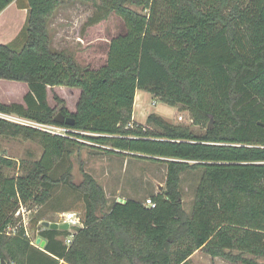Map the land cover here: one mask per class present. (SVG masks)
<instances>
[{"label":"trees","instance_id":"1","mask_svg":"<svg viewBox=\"0 0 264 264\" xmlns=\"http://www.w3.org/2000/svg\"><path fill=\"white\" fill-rule=\"evenodd\" d=\"M14 1L28 17L14 41L0 44V79L25 82L29 91L25 104L0 102V111L60 124L49 87L80 88L81 95L76 111L59 110L75 118L73 126L61 124L74 137L0 119V135L39 138L44 147L41 159L23 161L22 174L0 170V264H190L198 250L264 264V0H74L94 2L91 25L111 14L121 19L98 68L51 46L49 18L65 0H0V13ZM138 89L190 110L206 131L156 112L135 121ZM83 140L110 155L165 163L167 186L153 194L156 207L129 198L107 209L104 187L88 172L78 185L72 166L53 176ZM14 163L0 155V168ZM187 169L203 170L191 214L180 190ZM63 183L83 193L85 226L67 245L60 237L69 229L44 227L43 220H58L39 215L32 222L46 239L40 249L16 226L15 213L21 203L47 204ZM9 226L15 233H6Z\"/></svg>","mask_w":264,"mask_h":264},{"label":"rangeland","instance_id":"2","mask_svg":"<svg viewBox=\"0 0 264 264\" xmlns=\"http://www.w3.org/2000/svg\"><path fill=\"white\" fill-rule=\"evenodd\" d=\"M96 2L99 3L100 1L97 0ZM132 7L140 12H147L140 6L132 5ZM96 11L97 7L93 1L85 3L65 0V3L49 18L48 27L52 39V48L68 51L82 66L100 67L106 60L110 39L120 31L121 19L117 15L111 14L100 23L91 25L88 20ZM23 37L21 38L23 39ZM14 47L18 50L22 49L21 44H16ZM26 84L19 81L0 79V102L19 101L21 95L22 100H24V93L29 91V89H26V92H24ZM78 90L67 86H55V89H52L49 93V104L57 106L58 103L56 113L65 105L75 109L79 99ZM55 94L63 97L65 102L63 104L58 102L54 98ZM153 100H157L156 104H152ZM144 106V112L147 113L153 110L152 112H156L173 124L189 126L197 133L206 131L207 127L195 124L190 110L184 109L181 105L172 106L162 102L159 98L148 95ZM136 116L138 119L144 120V115L139 114L138 111ZM85 142L87 145L82 146L80 149L72 146V148H75L74 154L58 165L56 171L52 173L53 176L60 177L68 167L72 166V178L74 183L78 185L84 179L83 171L88 172L104 187L109 201L107 209H110L115 201L123 202V200L129 198L139 200L138 198L142 196V200L145 202L147 198H153V194L162 193L166 190L167 165L165 163L140 160L135 157H128V160H125L127 157L107 154L96 149V145L91 141ZM43 153L44 147L39 138H27L23 134L19 136L0 135V155L15 160L13 166L2 165L0 168L7 176L22 174L23 161L34 162L41 159ZM202 173V169H187L181 173L180 190L183 207L189 214L193 210V203ZM84 206L83 193L66 183L58 186L53 198L47 204L41 206L26 204L27 224L25 226H27L31 239L35 238L37 230L40 229V224L35 226L32 222L33 219L37 220L36 218L39 215L59 220L60 213L74 211L81 214L83 220ZM22 218V216L19 217L16 226L24 225ZM60 238L65 242L64 235ZM259 261L264 262V259H259ZM190 264L234 263L221 257L212 258L204 251L198 250L192 255Z\"/></svg>","mask_w":264,"mask_h":264},{"label":"crops","instance_id":"3","mask_svg":"<svg viewBox=\"0 0 264 264\" xmlns=\"http://www.w3.org/2000/svg\"><path fill=\"white\" fill-rule=\"evenodd\" d=\"M27 17H28V9H26L25 7H20L19 4L17 3V1L12 2L7 8H5L0 13V44L9 43L13 39H15L19 35V33L21 32L23 27L25 26L26 21H27ZM26 89L27 90L29 89L28 84L25 85V89H24L25 91L24 92H26ZM52 89H55V87H53V88L49 87V89H48V100H49V93ZM76 89L78 90L80 88H76ZM78 91H79L78 93H79V97H80L81 89ZM25 94L26 93H24L23 96H25ZM148 95L152 97V94L147 92V91H144L141 89H138L136 91L133 119L139 123H145L148 115L153 111L152 110V111H149L147 113L144 112L145 111L144 110V107H145L144 104H145L146 98H148ZM61 98H63V97H61ZM14 102L25 104L24 100H22V95H21V98L19 99V101L8 100L6 103H14ZM68 109L71 112L76 111V108L71 109L70 107H68ZM137 111L139 112V114L144 115V120L143 119L140 120L137 118V116H136ZM114 156H116V155H114ZM125 160H128V157L125 158ZM142 198L143 197L141 196L138 199L142 200ZM41 224H42V222H41ZM40 230H41V228L39 230H37V234L35 235L36 240H37V238L41 237L43 240L46 241V239L40 235ZM34 245H36V244H34ZM36 246L39 247L40 249L44 248V247H40L39 245H36ZM62 262L63 261H61V264H62Z\"/></svg>","mask_w":264,"mask_h":264},{"label":"built area","instance_id":"4","mask_svg":"<svg viewBox=\"0 0 264 264\" xmlns=\"http://www.w3.org/2000/svg\"><path fill=\"white\" fill-rule=\"evenodd\" d=\"M156 102L157 100H153L152 104H156ZM0 119L7 120L14 124L37 128V129H40V130H43V131H46L52 134H56V135L74 137L70 135V132L72 130L68 128L67 126H64L61 124H48V123L38 122L31 118L21 116L17 113H7V112L0 111ZM145 204L152 208L156 207V202L151 197L145 200ZM60 214L61 215L57 222L59 224H64V223L69 224L68 229L70 231V234L65 238V243L69 245L72 239L74 238V236L76 235V233L78 232L77 231L78 228L84 227L85 225L82 221L81 214L79 213L68 211V212H64ZM15 215L16 217L22 216L23 217L22 221L24 222V226L27 224L26 207L22 203L20 204V207L16 211ZM25 228H26L27 235L30 236L27 226H25ZM15 231H16V227L14 226H9L6 229L7 234H13L15 233ZM32 243L36 244V238L32 239Z\"/></svg>","mask_w":264,"mask_h":264},{"label":"water","instance_id":"5","mask_svg":"<svg viewBox=\"0 0 264 264\" xmlns=\"http://www.w3.org/2000/svg\"><path fill=\"white\" fill-rule=\"evenodd\" d=\"M53 120L57 123L60 124H66L69 126H73L75 125V118L70 117V116H66L65 114H63L62 112H58ZM212 126V121L210 122V127ZM123 202H126V200H123ZM42 225L44 227L47 228H51V229H68L69 228V224L68 223H64V224H59L58 222H52L49 220H43L42 221ZM36 244L39 245L40 247H44L46 245V241L43 240L41 237L37 238L36 240Z\"/></svg>","mask_w":264,"mask_h":264}]
</instances>
